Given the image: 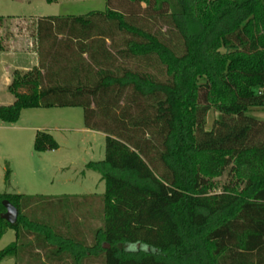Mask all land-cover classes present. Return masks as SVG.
I'll use <instances>...</instances> for the list:
<instances>
[{"label": "trees", "instance_id": "obj_1", "mask_svg": "<svg viewBox=\"0 0 264 264\" xmlns=\"http://www.w3.org/2000/svg\"><path fill=\"white\" fill-rule=\"evenodd\" d=\"M35 36L38 64L14 71L0 119L82 108L105 134L104 158L85 165L104 182L102 225L87 243L35 217L53 197L0 192V238L15 233L0 261L35 246L73 264H264V120L248 114L264 108V0H106L38 18ZM210 109L221 117L206 130ZM57 148L36 133L35 151Z\"/></svg>", "mask_w": 264, "mask_h": 264}, {"label": "rangeland", "instance_id": "obj_2", "mask_svg": "<svg viewBox=\"0 0 264 264\" xmlns=\"http://www.w3.org/2000/svg\"><path fill=\"white\" fill-rule=\"evenodd\" d=\"M105 7L106 0H56L52 3L46 0H0V15L78 16L103 11ZM37 19L24 17L12 31L14 24H7L0 32V102L13 100L4 83L11 81L14 71L23 73L38 64ZM19 91L27 90L22 88ZM248 114L264 120V108H251ZM220 117L219 112L210 109L205 129H211L214 120ZM83 121L81 107L24 108L14 122L0 119V192L53 197L37 206L35 217L55 225L61 232L78 234L77 237L89 243L93 231L102 225L99 198L103 184L98 182L99 174L87 170L85 165L103 159L105 134L84 130ZM39 131L49 133L58 148L35 151L33 143ZM6 170H9L8 180H5ZM233 179L228 167L221 176L213 179L216 183L213 191L219 192L222 185ZM48 201L51 204H47ZM14 240V231L7 230L0 238V250ZM29 249L18 254L17 259L5 258L0 264H73L69 259L48 261L44 250L35 246L31 251ZM82 264L103 262L97 258Z\"/></svg>", "mask_w": 264, "mask_h": 264}, {"label": "crops", "instance_id": "obj_3", "mask_svg": "<svg viewBox=\"0 0 264 264\" xmlns=\"http://www.w3.org/2000/svg\"><path fill=\"white\" fill-rule=\"evenodd\" d=\"M29 5V4H28ZM63 15V14H62ZM1 17H3V21H2V24L0 25V32H1V30H3V28H4V26H7V24H14L13 26H12V28L10 29V31H12L14 28L13 27H15V24H17V23H19L20 22V20H22L24 17H34L35 19H37V18H40V17H43V16H34V15H27V14H25V15H14V14H6V15H0ZM48 16V15H47ZM9 83H10V81H6L4 84H5V86H8L9 85ZM13 100H12V98L10 99V100H8V101H5V102H0V105H8V104H10L11 102H12ZM258 119H261L262 120V118H258ZM84 130H86V131H91L90 129H87V128H84ZM91 132H95V131H91ZM101 134H103L104 135V133H102L101 132ZM105 136V135H104ZM104 158V157H103ZM102 160V159H101ZM88 170V169H87ZM98 182L99 183H101V184H103L102 186H103V191H104V182L100 179V175H99V180H98Z\"/></svg>", "mask_w": 264, "mask_h": 264}, {"label": "water", "instance_id": "obj_4", "mask_svg": "<svg viewBox=\"0 0 264 264\" xmlns=\"http://www.w3.org/2000/svg\"><path fill=\"white\" fill-rule=\"evenodd\" d=\"M2 205L5 209L3 213H1V217L7 221L8 223H15L17 219V209L16 207L11 204L9 201L4 200Z\"/></svg>", "mask_w": 264, "mask_h": 264}]
</instances>
